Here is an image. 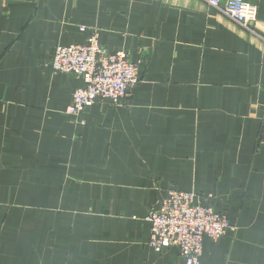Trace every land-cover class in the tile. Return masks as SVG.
Segmentation results:
<instances>
[{"label":"crops","instance_id":"obj_1","mask_svg":"<svg viewBox=\"0 0 264 264\" xmlns=\"http://www.w3.org/2000/svg\"><path fill=\"white\" fill-rule=\"evenodd\" d=\"M247 1L254 32L205 0H0V264H185L149 244L174 188L237 226L201 264H264V0ZM94 30L140 80L70 115L84 81L50 62Z\"/></svg>","mask_w":264,"mask_h":264},{"label":"built area","instance_id":"obj_2","mask_svg":"<svg viewBox=\"0 0 264 264\" xmlns=\"http://www.w3.org/2000/svg\"><path fill=\"white\" fill-rule=\"evenodd\" d=\"M209 6L254 32L258 6L247 0H205ZM56 72L78 76L84 84L75 90L67 112L79 115L96 101L119 106L131 97L139 83V62L124 51H109L94 30L85 43L58 45L50 62ZM264 125V116L262 118ZM211 196L170 190L160 206L153 204L146 220L151 224L149 244L158 252L177 247L185 264H201L203 242L217 240L237 230L228 214L214 209Z\"/></svg>","mask_w":264,"mask_h":264}]
</instances>
